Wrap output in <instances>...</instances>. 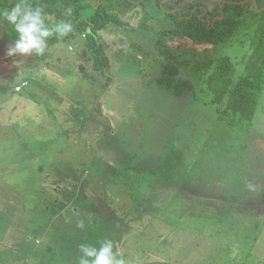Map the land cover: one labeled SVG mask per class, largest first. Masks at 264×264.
I'll return each mask as SVG.
<instances>
[{"label": "rangeland", "instance_id": "obj_1", "mask_svg": "<svg viewBox=\"0 0 264 264\" xmlns=\"http://www.w3.org/2000/svg\"><path fill=\"white\" fill-rule=\"evenodd\" d=\"M138 10L127 29L100 34L112 68L119 59L123 66L101 130L93 121L88 135L77 137L81 152L71 168L61 167L71 155L68 137L54 134L46 143L40 113L10 127V113L1 111L0 172L23 166L16 156L30 145L44 146L32 154L48 168L5 177L12 205L0 207V264H76L91 229L112 240L126 264H264V96L252 126L240 130L218 121L204 82L221 57L242 71L254 27L243 26L232 43L211 45L165 34L172 24L154 0ZM160 39L194 92L176 97L157 86L166 64L156 49ZM12 43L0 23V102L14 96L29 71L41 90L40 58H9ZM56 49L62 65L92 73L82 41ZM47 87L51 95L56 90ZM91 87L98 95L100 87Z\"/></svg>", "mask_w": 264, "mask_h": 264}, {"label": "trees", "instance_id": "obj_2", "mask_svg": "<svg viewBox=\"0 0 264 264\" xmlns=\"http://www.w3.org/2000/svg\"><path fill=\"white\" fill-rule=\"evenodd\" d=\"M150 1L153 0H27L33 6L43 8L46 24L66 21L73 26V30L65 36L50 37L46 52L39 58L46 60L60 44L82 41L89 53V69L101 77L103 86L111 85L113 68L100 34L113 27L127 29L139 13L138 9L145 8ZM154 1L172 24L165 34L193 42L228 44L237 39L243 26L254 27L250 54L242 71L239 72L233 61L225 56L215 61L214 69L204 80L218 121L228 127L248 130L264 96V0H224L219 4L215 0H194L187 7L180 5V0ZM16 2L0 0V10ZM2 24L7 36L14 40L11 25ZM156 49L166 60L162 75L157 80L158 87L176 97L188 91L194 92V85L181 78L175 53L161 39L157 41ZM103 240L99 231L91 229L82 244L99 247Z\"/></svg>", "mask_w": 264, "mask_h": 264}, {"label": "crops", "instance_id": "obj_3", "mask_svg": "<svg viewBox=\"0 0 264 264\" xmlns=\"http://www.w3.org/2000/svg\"><path fill=\"white\" fill-rule=\"evenodd\" d=\"M0 23L2 22L0 21ZM68 49L69 51L73 50L72 47H68ZM57 54L59 53H57L56 49L46 60L40 59V61H37L36 66L41 68L39 80L40 86H38L41 88V90L37 92V89L32 86L31 80H33L34 76H32L31 71H29L28 78L24 79V81L28 82V86L23 88L20 92L13 90V97L9 98V100L1 101L0 103H3L4 107L0 110V114L1 111L3 113H10V123L8 125L10 127H21L19 125L20 120L28 122V116L30 117L31 114H34L33 116H37L40 113V115L43 116L41 120V123H43L41 126L45 127L44 132L40 134L42 137H44L43 140H46V143H48L47 137L54 134H59L62 137H68L66 142L68 148L66 149L71 152V155L70 159L66 158L67 162L65 164H61V167H66L69 169L73 166L74 160H78L80 157L81 149L79 147V140L77 137L80 136L81 133L87 134V132H89L87 129L91 127V123H93V121L97 126L96 130H101L99 129L100 123L102 121L105 122L107 118L105 111L106 101L113 95V89L115 86L119 84V82H116L117 76L115 73L123 66V64L121 62L122 59L117 60L113 64V82L111 85L105 87L101 82L98 84V82L95 81L97 75H95L93 72L82 75L83 73L78 68H75L74 62H72V67L74 66V69L71 66L62 65L59 62V57ZM126 56L127 55L125 54V57ZM87 67H90L89 60ZM2 84L3 83L0 81V86ZM50 84H52L56 89L52 92V95L49 93L47 87ZM91 85L100 87V91H97L98 95H95ZM87 86H89V91L84 103L83 98L85 96ZM26 127H28V124H26ZM97 135H99V133H97ZM101 137H103V135H101ZM37 145H41V143H37ZM46 145L47 144H45V146ZM76 145L78 146V149H75ZM43 147L44 146L36 147V145L33 147L30 145L28 148L21 147V149L24 150V156H16V162L23 161V166L17 168L15 171L9 169L0 172V185L3 186L2 190L0 189L1 208L7 205V203L10 201L12 205V199H9L6 196L7 187L11 185L10 181L5 179L8 174L17 173V171L20 172V170L25 173L28 172L29 169H32L33 173H37L39 171L41 172L42 170L46 171L45 169L48 167L46 168L43 166V164H41L43 161L42 156L32 154L35 149L37 150ZM25 152L29 153L27 157ZM75 152L77 153L76 155ZM83 155L84 154H82V156ZM138 158L139 157L137 156V158L134 159L137 160ZM45 159L48 160L49 157H46ZM59 159H65V157H60ZM31 162H34L35 165L30 168ZM39 162L40 164L37 165ZM48 173L46 172V174ZM41 174L43 173L41 172ZM71 174H73V171H71ZM38 175L39 173L36 175V177ZM72 176L74 177V175ZM42 185L45 184L42 183L41 186ZM3 190L4 192H2Z\"/></svg>", "mask_w": 264, "mask_h": 264}, {"label": "clouds", "instance_id": "obj_4", "mask_svg": "<svg viewBox=\"0 0 264 264\" xmlns=\"http://www.w3.org/2000/svg\"><path fill=\"white\" fill-rule=\"evenodd\" d=\"M0 21L11 25L15 39L7 50V56L23 57L28 55L41 56L48 48V40L53 35L65 36L73 30L70 22L46 24V16L41 6L17 0L8 8L0 10ZM15 67V65H14ZM81 229L83 223L78 225ZM80 256L76 264H126L114 251L113 241L105 238L99 247L87 243L80 245Z\"/></svg>", "mask_w": 264, "mask_h": 264}, {"label": "built area", "instance_id": "obj_5", "mask_svg": "<svg viewBox=\"0 0 264 264\" xmlns=\"http://www.w3.org/2000/svg\"><path fill=\"white\" fill-rule=\"evenodd\" d=\"M27 86H28V82L24 81L20 86H17V87L15 88V91H16V92H20V91H22L23 88H25V87H27Z\"/></svg>", "mask_w": 264, "mask_h": 264}]
</instances>
